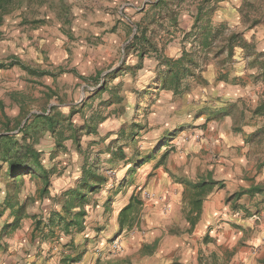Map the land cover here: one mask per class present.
<instances>
[{
	"label": "rangeland",
	"instance_id": "374dc122",
	"mask_svg": "<svg viewBox=\"0 0 264 264\" xmlns=\"http://www.w3.org/2000/svg\"><path fill=\"white\" fill-rule=\"evenodd\" d=\"M157 1L25 0L19 8L6 16L0 34L9 38L5 39L8 44L0 43V62L10 63L11 60L17 59L16 56L22 55L24 61L41 70L50 69L54 73H60L77 68L76 70L87 78L86 80L67 73L53 79L49 75L29 74L17 65L5 67L0 71V102L2 103L0 120L10 119L9 128L2 129L3 133H18L16 123L21 120V126H23L34 114H50L52 110L55 111L54 113H60L61 124L58 129H61L67 137L59 142L58 133L55 134L46 129L40 133V139L35 143V146L43 153V163L49 170L54 171L50 176L51 181L55 176H60L59 174L64 170L66 178L64 176L62 178L65 180L71 178L68 177L70 174L76 173L77 176L87 162H97V159L101 163L103 173L109 176L112 182L123 177L126 172L123 160L117 159L115 161L117 163L111 166L110 161L108 162L110 156L104 152V148L110 141L109 146L117 147L119 143H122L129 153H135L136 149L140 151L142 145L149 146V142H154L155 159L163 155L162 161L172 159V162L182 164L183 171L187 170L190 173L200 165L206 167L205 172L211 169V164L206 162L207 153L204 151L206 142L202 143L201 137L193 132L196 129L195 124L202 123L203 118L195 120L192 114L182 115L176 112L179 103H185V106H188L190 101L187 97L177 99L170 92L159 88L158 61L145 56L140 65L137 53L133 49L127 52V46L136 32L135 21L145 16L144 9H146L150 11L146 17L147 22H150L154 10L151 3ZM202 1L169 0L172 7L179 11L178 27L172 28L171 25L170 33H165L164 41L160 43L168 45L172 42L173 45L176 40V43L181 44L178 41L183 37L180 24L186 21L191 23L193 28ZM207 7L211 13L204 23L210 19L211 24L215 18V11L218 8L222 9V14H225L231 23L218 25L221 33L229 34L238 31L246 34L249 37V39L246 38L249 46L244 49L237 47L234 57L229 61L230 65L222 69L216 63L217 60L213 59L214 53H210L211 61L204 73L209 77V83L200 85L194 79H190L191 89L206 86L207 93L210 91V94L202 100L205 102L203 107L212 109V114L214 113L215 116H221L220 108L230 103H237L239 107L234 108V116L239 119L242 131L253 133L264 126V116H254L249 110V106L256 105L264 90V75L260 74L264 67V0H210ZM60 8L63 12L66 8V11L70 13L71 21L66 24L57 20L58 16L60 18ZM211 8H213L212 11ZM48 12L57 18L46 17L48 21L39 24L44 27H39L35 23L21 24L23 16L29 21H37L43 14L47 16ZM98 13L109 15L112 22L105 23L97 20ZM165 13L164 16L167 17ZM255 21L260 22L255 24ZM163 23L164 28L160 27L159 22L156 21L151 22V27L161 30V33L166 32L165 28L169 26L168 19H165ZM16 37L20 43L11 42ZM120 67H122L120 72L116 70L113 75L110 74ZM219 70L224 73L228 70L230 78H238V81L217 80ZM104 73L109 74L103 78ZM83 84L86 85L82 87ZM50 85L54 87L51 88V93L48 91ZM106 85L109 88L99 92ZM225 94L237 100L227 102L223 98ZM109 97L112 100L120 98L121 100L109 103ZM197 101L200 105L204 104L200 99ZM51 102L57 109L51 107ZM244 108L247 110L244 117H241L240 113ZM97 110L100 114L96 120L106 116L107 122L97 132L80 129L86 119ZM203 111L207 112L203 114H208L205 108ZM234 116L231 115L233 124L236 120ZM149 117L160 125L163 123L169 127L177 126L172 130L174 134L169 135L170 132L162 134L172 139L161 137L162 139L155 143L158 140L156 136L158 137L161 131L158 129L159 126L151 124ZM186 119H193L194 122L180 123ZM124 122L127 128L125 135L122 136L120 131ZM72 125L79 128L78 141L74 139L71 141L68 138L74 133ZM179 126L183 128L178 130ZM0 128H2L1 124ZM36 130L31 128L30 132L36 136ZM152 130L154 135L146 139V134ZM242 131L239 132L241 136L244 133ZM260 136L255 144L245 140V144L249 147L247 158L249 167L253 169L256 168V159L260 156L264 157V133ZM17 137L20 139L22 133ZM133 140L137 143L135 144ZM211 143L214 144L212 140ZM168 151L181 154L190 151L191 155L185 158L184 155L174 157L173 155L176 154H172L166 158ZM140 169L138 173H141L144 168ZM29 175V173L26 174L22 189L37 194V189L44 184L43 179ZM9 188H11V180H6L3 177V171L0 170V205ZM7 213L9 211L4 214L7 215Z\"/></svg>",
	"mask_w": 264,
	"mask_h": 264
},
{
	"label": "crops",
	"instance_id": "0c3cea01",
	"mask_svg": "<svg viewBox=\"0 0 264 264\" xmlns=\"http://www.w3.org/2000/svg\"><path fill=\"white\" fill-rule=\"evenodd\" d=\"M64 10L65 12L60 8V18L59 16L56 18L66 24L71 20L70 13L66 8ZM97 15H99L97 20L112 22V18L107 14ZM46 17L56 19L48 12L47 16L43 14L37 21H29L23 16L21 24L35 23L39 27H44L39 24L46 23L48 21ZM226 23L230 24V19L218 8L211 24L218 26ZM181 24L184 37L185 32L191 31V23L183 21ZM236 33L249 39L246 34L238 31ZM183 37L178 40L181 44L174 40L173 45L172 42L166 45L164 54L169 57L181 56ZM6 38L9 37L0 34V43L8 44ZM190 40H193V36ZM11 42L20 43V40L16 37ZM147 57L154 58L159 65L155 54ZM16 58L24 65L37 69V74L24 69L29 74L49 75L56 79L62 74L72 73L87 80L85 75L76 70L77 68L62 73H54L47 69L50 74H40V71L44 70L24 61L22 55ZM2 69L0 68V71ZM204 73L208 84L209 77ZM108 74H102L103 78ZM105 87L106 90L109 88L107 85ZM51 88L54 87L49 86L50 93ZM191 88L190 86L182 96H176L171 90L162 89L177 99L187 97L190 101L188 106L179 103L177 113L192 114L195 120L203 118L202 123L195 124L196 129L193 132L201 137L202 143L206 142L204 147L207 153L206 162L211 164L212 177L217 184L203 198L199 211L190 212V198L187 197V188L180 178H193L198 172H204L206 167L197 166L190 173L187 170L183 171L179 162H172V159L162 161L163 155L155 159L154 142H149V146L142 145L140 151L136 149L135 153H129L122 143L117 147L109 146L110 141L104 148V152L110 156L109 164L113 166L117 163L113 151L121 147L126 153V158L123 159L126 172L114 182L106 175L108 181L101 189L88 195V203L85 206L87 213L81 226L66 227L65 222H58L57 218V222L51 223V217L55 211H62L66 201L63 192L77 184L82 169L77 176L76 173L70 174L68 177L71 178L67 180L62 178V176L66 178L64 170L60 176H55L46 191L42 190L43 185L37 189V194L22 189L20 198L22 203H27V216L21 219L19 227L11 229L9 226L5 231V224L11 223L13 218L9 213L7 215L0 213V264H198L201 258L207 264H264V192L242 195L238 200L242 207L239 209H234L226 202L230 196L252 185H260L264 189V168L258 170L249 167L247 159L249 147L245 144V135L241 136L239 132L233 130L231 115L215 116L212 109L203 107L205 102L202 100L210 94V91L207 93L206 86ZM223 98L227 102L237 100L227 94ZM198 99L204 104L200 105ZM108 100L109 103L110 101L113 103L121 98L112 100L109 97ZM51 107L57 109L52 102ZM203 108L208 111L207 115L203 114L207 113ZM107 119L106 116L103 117L98 129L107 122ZM193 119H186L180 123H193ZM149 121L152 125L159 126L158 129L161 131V134L156 136L158 140L155 143L161 137L171 138L162 134L175 133H172V130L177 126L169 127L163 123L160 125L150 117ZM181 128L183 127L179 126L177 129ZM120 134L123 136L121 131ZM152 135L153 130L148 132L145 138L150 139ZM69 139L73 141V138ZM130 139L132 141V135ZM133 142L137 143L136 140ZM168 152L166 158L172 154H176L174 157L184 155L185 158L191 155L190 151L185 154ZM138 159L142 162L140 165L136 164ZM133 160L135 161L132 162ZM99 165L101 168V163ZM45 166L48 169V166ZM138 166L144 168H141L143 169L141 173H138L140 169ZM147 193L154 196L148 199ZM133 198L139 199L141 204L134 208L132 214L124 212Z\"/></svg>",
	"mask_w": 264,
	"mask_h": 264
},
{
	"label": "trees",
	"instance_id": "16d2710c",
	"mask_svg": "<svg viewBox=\"0 0 264 264\" xmlns=\"http://www.w3.org/2000/svg\"><path fill=\"white\" fill-rule=\"evenodd\" d=\"M25 0H0V25L4 22L7 15L13 13L19 8ZM210 0H203L198 8L197 15L195 17V23L191 31L185 32V36L182 39L183 50L179 57H169L164 54V48L166 43H160L164 41L165 33H170V27H178V16L179 11L173 8L169 0H158L155 3H151L153 10L152 20L147 22V15L150 12L145 10V16L140 20L136 21V32L133 39L127 46L128 50H132L137 53L139 58L138 64H142L144 57L147 55L155 54L159 60L158 65V76L161 88L171 90L176 96H182L190 88V79H194L199 84H206L207 79L203 73L206 67L211 61L209 58L210 53H214L219 66L227 68L229 61L234 57L235 50L237 47L248 48L249 42L242 37L239 33L230 32L229 34H222L218 26L210 24V19L205 22L206 17L211 13L207 9V4ZM211 11L213 8L210 9ZM166 12V13H165ZM164 13L167 17L164 16ZM168 19L169 26L166 27V32L157 30L151 27V22H159L160 27L164 28V20ZM260 21H255L258 24ZM193 36V40L190 38ZM188 40V42H186ZM189 45V46H188ZM258 60V57H256ZM19 65L23 69L30 73L37 74V69L30 68L24 65L20 60L13 59L10 63L0 62V68L12 67ZM120 72L122 67L115 69L110 73L113 75L114 72ZM40 74H50L49 71H40ZM64 71H61L62 73ZM219 70L217 80L225 81H238V78H230L229 71L225 73ZM264 75V67L260 73ZM103 87L99 92L105 90ZM117 98L118 95H116ZM112 103V101H110ZM2 103L0 102V105ZM237 103H230L226 107L220 108L221 116L233 115L234 108H238ZM54 108V107H53ZM52 108V109H53ZM248 109V107H247ZM241 110V117H244L245 110ZM55 110V109H54ZM249 110L254 116H264V90L260 94V98L256 105L249 106ZM51 111L50 114L40 113L34 114L23 126L20 122L16 123V129L18 133L10 134L3 133L2 129L9 128L10 119L0 120L2 128H0V170L3 171V177L6 180H11V188L8 189L5 198L0 205L1 212L5 213L9 211L10 216L13 218L11 223L5 224L6 228L11 226V229L19 227L21 219L27 216V203L21 202L20 194L22 192L23 182L25 181L26 174L29 176H36L43 179V191H46L51 182V173L54 171L49 170L43 163L42 152L35 146V143L40 139V133L43 130L49 129L53 133H58V141L62 142L67 136L61 129H58L61 124L59 118L60 113H54ZM100 111H96L91 115L90 118L86 119L84 125L80 129H86L88 132H97L98 125L103 118L96 120L99 117ZM235 117V116H234ZM235 123L233 130L235 132H241L242 127L239 125V119L235 117ZM74 133L68 138H73L78 141L79 128L72 125ZM31 128L37 129V135L31 133ZM127 125H122L121 132L125 133ZM244 132V131H242ZM22 133V137L19 139L17 136ZM264 133V126L253 133H246L245 140L248 143L257 142L260 135ZM114 157L120 160L126 158V153L123 148L119 147L116 151H113ZM152 154V153H151ZM114 158V159H115ZM97 162L89 161L83 168L80 178L77 184L73 187L68 188L63 192V196L66 199L65 205L62 211H55L51 217V223L65 222V226H81L84 216L86 215V204L88 203V195L92 192H97L101 187L108 181V177L103 173L99 167V159ZM133 160L132 162H134ZM140 159L136 160V164L140 165ZM256 168L258 170L264 168V157L260 156L256 159ZM135 170V167L133 171ZM33 172V173H32ZM181 182L185 184L187 188V197L190 198V212L199 211L201 202L209 192H211L216 186L217 182L213 180L212 171L198 172L193 178H180ZM122 184V183H121ZM261 193L264 189L260 185H252L248 189H241L239 192L227 198V204L234 209L242 208L238 204V200L242 195L246 193ZM141 204L139 199H132L131 203L123 210L124 212L133 213L135 207ZM73 216V217H72ZM198 264H207L201 258Z\"/></svg>",
	"mask_w": 264,
	"mask_h": 264
},
{
	"label": "built area",
	"instance_id": "2783aa9c",
	"mask_svg": "<svg viewBox=\"0 0 264 264\" xmlns=\"http://www.w3.org/2000/svg\"><path fill=\"white\" fill-rule=\"evenodd\" d=\"M154 195L153 194H151V193H147L146 194V197L149 199V198H152ZM115 247L117 246V243H115V245H114Z\"/></svg>",
	"mask_w": 264,
	"mask_h": 264
}]
</instances>
